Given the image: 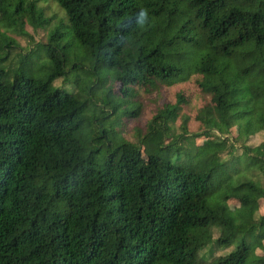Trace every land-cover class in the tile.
<instances>
[{
    "label": "trees",
    "instance_id": "1",
    "mask_svg": "<svg viewBox=\"0 0 264 264\" xmlns=\"http://www.w3.org/2000/svg\"><path fill=\"white\" fill-rule=\"evenodd\" d=\"M45 1L0 0V20L35 29ZM53 1L78 59L52 44L55 31L41 76L16 72L0 33V264H264L254 255L264 143L236 155L224 138L235 126L236 141L264 132V0ZM193 76L209 97L194 116L201 132L189 131L179 92L137 142L118 136L121 118L138 112L113 108L105 87L117 83L123 99ZM200 137L212 139L207 150ZM213 246L232 249L209 261Z\"/></svg>",
    "mask_w": 264,
    "mask_h": 264
},
{
    "label": "rangeland",
    "instance_id": "2",
    "mask_svg": "<svg viewBox=\"0 0 264 264\" xmlns=\"http://www.w3.org/2000/svg\"><path fill=\"white\" fill-rule=\"evenodd\" d=\"M1 6V2H0ZM38 8L41 10V17L44 19L43 25H38L35 29L24 20V25L22 26V31L15 33L10 28H7L4 23L0 20V33L4 36L6 42L11 44V51L9 56V62H11V67L15 68L16 72H22L26 75L32 74L34 77H40L41 73L39 71L43 63H47L48 55L45 49V45L50 40L51 35L58 31L63 34L61 38L53 37L52 44L56 46H66V53L72 62L78 57L83 55V52L76 46L74 41L69 35L67 29V19L65 12L60 8V6L53 0H48L45 2H40ZM25 60V63L18 64L20 60ZM199 78L196 76L191 77L186 83L176 86L164 87L159 84L155 85H138L129 88L128 95L123 99H119L118 95V85L117 83H112L111 88L105 87V91L109 94V100H111L112 107L116 108L119 103H121L123 108H131L138 112L135 118H121L120 124L118 126V136L129 142H137L136 136L139 131L145 129L147 121L155 113L157 109H160L164 104L172 103L175 101L177 93H182L185 96L186 103L182 106L180 111L181 116H188L190 118L188 123L189 131L192 133L201 132L199 130V125L194 123V116L200 110L201 107L209 103V97L203 96L197 87L196 81ZM68 82L60 79L55 85L62 86ZM74 92V90H73ZM120 100H122L120 102ZM111 107V108H112ZM179 125V122L177 123ZM216 136H220L216 132H212ZM240 137V130L238 126L231 128L230 133L225 139H229V143H234L237 148L236 155L242 153V145L248 147H257L261 143H264V132L257 133L254 136H250L247 140L243 142V138L236 141V138ZM212 141L211 138L200 137L195 140V144L201 149L207 150L209 144L208 141ZM219 158L227 160L226 153H220ZM142 156L145 157L143 151ZM236 202H229L231 209L236 208ZM264 215V200L260 202L259 210L256 216ZM218 236L217 232H214V238ZM230 249H217L213 246L211 253L208 248L204 251L207 252L209 261L214 258L225 255ZM254 255L261 256L264 255V241L255 249ZM211 257V258H210Z\"/></svg>",
    "mask_w": 264,
    "mask_h": 264
},
{
    "label": "clouds",
    "instance_id": "3",
    "mask_svg": "<svg viewBox=\"0 0 264 264\" xmlns=\"http://www.w3.org/2000/svg\"><path fill=\"white\" fill-rule=\"evenodd\" d=\"M137 24L141 25V26H145L148 24L149 22V14H148V10L141 8L139 10V12L137 13V20H136Z\"/></svg>",
    "mask_w": 264,
    "mask_h": 264
}]
</instances>
